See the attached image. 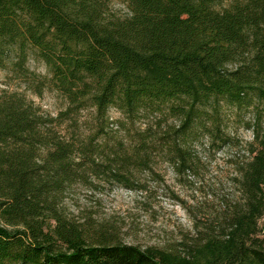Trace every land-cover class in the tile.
<instances>
[{"label":"trees","instance_id":"16d2710c","mask_svg":"<svg viewBox=\"0 0 264 264\" xmlns=\"http://www.w3.org/2000/svg\"><path fill=\"white\" fill-rule=\"evenodd\" d=\"M111 3L0 0V68L67 103L53 116L0 95V264H264V0H125L126 16ZM245 113L239 198L177 245L123 243L70 209L79 189L145 192L159 162L197 173L199 146H239L228 121Z\"/></svg>","mask_w":264,"mask_h":264},{"label":"rangeland","instance_id":"374dc122","mask_svg":"<svg viewBox=\"0 0 264 264\" xmlns=\"http://www.w3.org/2000/svg\"><path fill=\"white\" fill-rule=\"evenodd\" d=\"M111 7L121 16L129 13L125 0H112ZM6 64L8 67L0 68V95L5 91H24L43 112L53 116L66 108V99L54 90L46 89L42 96L26 90V84L16 78L10 61ZM27 67L44 78L51 77L34 50L29 53ZM110 117L116 120L121 115L112 110ZM249 117L245 113L228 121L229 131L238 139L235 145L239 142V146L228 145L217 150L206 144L197 148L200 158L197 173L176 175L169 163L159 162L156 165L159 176H143L145 192H130L112 185L94 193L79 189L69 202L70 209L75 214L88 212L98 221L110 223L118 229L123 243L143 249L177 245L184 236L194 235L196 218L200 224L209 223L223 213L227 204L239 198L234 182L235 163L244 159V145L253 140L252 131L246 128ZM260 227L264 229V218Z\"/></svg>","mask_w":264,"mask_h":264}]
</instances>
